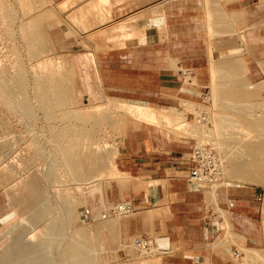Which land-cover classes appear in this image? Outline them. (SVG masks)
I'll list each match as a JSON object with an SVG mask.
<instances>
[{"label": "rangeland", "instance_id": "obj_1", "mask_svg": "<svg viewBox=\"0 0 264 264\" xmlns=\"http://www.w3.org/2000/svg\"><path fill=\"white\" fill-rule=\"evenodd\" d=\"M64 1L0 0V88H4L0 89V264H72L76 258H69L66 249L68 244L76 241L83 245L81 254L88 259V264H155L157 252L154 245L149 254L140 255L131 245L136 236L126 242L121 240L119 224L122 219L132 215L133 211L123 214L115 212L114 207L118 202L111 201L107 195L113 181L123 180L124 175L116 167V158L124 139L131 131L144 128L160 142L184 143L188 148L186 156L197 147H209L215 152L222 164V176H225L217 185L203 187L209 202L214 201L215 190L226 184L260 187L262 195L259 243L244 245L233 232L227 233L224 241L239 253L236 258L238 263L264 264V182L255 179L251 174L241 178L225 174L230 159L240 160L244 157L245 161H249V157L240 147H231L225 141L238 139L242 133L258 132L260 125L257 120L260 119L262 124L264 121V0H162V3L160 0H109L102 6L101 12L84 8L90 0H71L73 5ZM74 1L78 3L75 4ZM128 4L136 9L151 6L147 7V35H154V38L165 43L168 30H171L177 32L179 37L183 36L184 45L195 43L200 52L206 54L205 72L201 79L191 68L174 66L176 74L184 81L183 89L176 95L175 105L161 108H167L171 113L176 112L180 118L184 117L188 123L182 127L176 126L175 129L174 125H167L171 127L167 131L169 127L162 126L164 123L142 124L133 115L119 109L116 104L121 100L134 101L114 97L102 87L94 65V54L106 48L109 40L112 41L108 36L119 34V31L110 32L109 26L118 19L112 9L123 11ZM80 6L84 12H89L78 21L80 14L76 12ZM42 12L46 13V19ZM96 12L104 14V18ZM38 13L42 15L38 16ZM73 16V21L76 19L77 22L75 24L71 21ZM31 18L39 24L36 29L34 25L31 28ZM31 35L38 41L41 39L44 45L42 46L41 40V44L36 40L37 45L34 38L31 43ZM28 38L32 46L28 43ZM39 45L42 47H38ZM37 50L44 52L37 54ZM32 51L37 57H33ZM85 53L89 55L82 56ZM213 57L216 58L214 62ZM215 66L217 69L214 71ZM220 68L224 71L219 70ZM186 69L191 71L190 75L185 74ZM229 69L233 70L228 71ZM45 76H54V79L62 82L65 91L64 107L76 113V116L71 114L67 118L60 117L59 109L45 107L39 102L41 80ZM49 84L51 88H55L54 81ZM234 102L239 104L235 105ZM105 116L110 118L105 121ZM224 118H228L230 122L235 120L232 121L234 124L239 123L235 127L236 124H230L226 120L227 125H224ZM252 118H257V123ZM251 123L258 124V128ZM89 129L91 130L88 131ZM230 129L232 132L237 130L232 133ZM228 131L233 137L228 136L231 135ZM62 133L64 136H61ZM94 143L99 144L96 146ZM104 143L106 148L102 149L100 144L104 146ZM64 151L65 154H72V159L75 158L73 161L80 171L83 175L86 173L84 178H75L67 166L64 167V163L62 165ZM99 157L103 161L109 158V162H113L116 169L107 160L102 161L103 165L101 160L98 163ZM93 161L96 165L101 164L99 169L92 166ZM111 167L113 172H110ZM38 179L40 187L36 190L35 181ZM31 182L34 186L33 195L42 196V202L34 208L28 207L25 196L29 195L26 189ZM61 196H67L73 210L74 221L71 223H67L66 216L61 211ZM102 214L104 218L101 217ZM242 245L257 249L263 258L258 259L259 261H247Z\"/></svg>", "mask_w": 264, "mask_h": 264}, {"label": "crops", "instance_id": "obj_2", "mask_svg": "<svg viewBox=\"0 0 264 264\" xmlns=\"http://www.w3.org/2000/svg\"><path fill=\"white\" fill-rule=\"evenodd\" d=\"M124 7L112 9L118 19L109 27L126 25L134 18L139 27L108 36L109 46L95 52L103 89L152 108L175 105L184 81L174 66L191 68L201 79L206 54L195 43L184 45L183 36L171 30L165 43L147 35V6ZM187 149L182 142H160L145 128L128 133L116 158L123 180L113 181L107 190L111 201H126L134 208L119 224L120 238L126 242L152 235L155 264H241L224 239L229 230L244 245L259 243L261 189L226 184L215 190L214 201L209 202L204 189L188 178Z\"/></svg>", "mask_w": 264, "mask_h": 264}, {"label": "bare ground", "instance_id": "obj_3", "mask_svg": "<svg viewBox=\"0 0 264 264\" xmlns=\"http://www.w3.org/2000/svg\"><path fill=\"white\" fill-rule=\"evenodd\" d=\"M22 1V0H21ZM161 2L160 3H162V0H160ZM164 1V0H163ZM205 1V0H204ZM211 1V0H210ZM17 2H18V0H17ZM65 3H70L71 2V0H65L64 1ZM75 2V1H74ZM107 2H109V0H90V1H88L87 2V6L86 7H84V8H88V10L89 9H96V11H100L101 12V8H102V6L103 5H105V3H107ZM157 2V1H156ZM183 2V1H182ZM261 2H263V1H261ZM72 3V2H71ZM78 3V2H77ZM76 2H75V4H77ZM80 3H81V1H80ZM158 3V2H157ZM212 3H213V1H212ZM215 3V2H214ZM21 4V3H20ZM159 4V3H158ZM206 4V3H205ZM209 4V3H208ZM259 4H262V3H259ZM258 4V5H259ZM263 4H264V2H263ZM69 6H70V4H68ZM67 5V6H68ZM71 5H73V3L71 4ZM154 5H156V4H154ZM24 6H26V5H24ZM63 6V5H62ZM149 6V5H148ZM147 6V7H148ZM207 6V5H206ZM206 6H204V7H206ZM55 7V6H54ZM71 7V6H70ZM69 7V8H70ZM149 7H151V6H149ZM152 7H153V5H152ZM21 8H22V6H21ZM56 8V7H55ZM23 9V8H22ZM25 9V8H24ZM64 9V8H63ZM68 9V8H67ZM83 9V7H81L80 6V8H78V10H77V12L76 13H79L80 15V18H78V21H81L80 19H82V18H84V17H86V14L89 12V11H87V13L86 12H84V10H82ZM98 9V10H97ZM109 9V8H108ZM202 9V8H201ZM224 9V8H223ZM40 10V9H39ZM58 10H59V8H58ZM207 10V9H206ZM26 11V10H25ZM66 11V10H65ZM109 11V10H108ZM203 11V10H202ZM39 12V11H38ZM47 12V11H46ZM62 12H64V11H62ZM66 12H68V10L66 11ZM211 12V11H210ZM27 13V12H26ZM29 13V12H28ZM43 13V12H42ZM48 13V12H47ZM69 13V12H68ZM96 13H98V12H96ZM23 14V13H22ZM40 13H38L37 15L38 16H41L42 14H40ZM44 14L46 15V13L44 12L43 13V18H45L46 19V16L44 17ZM50 14L52 15V13L50 12ZM67 14V13H66ZM99 14V13H98ZM108 14V13H107ZM214 14H215V12H214ZM51 15H50V17H51ZM75 15H77V14H75ZM104 15V14H103ZM103 15H102V13H101V15L99 14V16H101V17H103ZM210 15V14H209ZM213 15V14H212ZM236 15V14H235ZM53 16V15H52ZM99 16H98V18H99ZM122 16V15H121ZM222 16V15H221ZM68 17V16H67ZM66 17V18H67ZM72 17V16H71ZM125 17V16H124ZM128 17V16H127ZM207 17V16H206ZM217 17V16H216ZM9 18V17H8ZM33 18V17H32ZM32 18H31V22H32V24H30L31 25V28H32V26L34 25L35 26V29L37 28V25H39L38 24V22L35 20L36 19V15H35V19H33L32 20ZM40 18V17H39ZM62 18H65V17H62ZM65 18V19H66ZM75 18V16H73V18H72V20L71 21H73V19ZM104 18V17H103ZM211 18V17H210ZM214 18H215V15H214ZM10 19V18H9ZM8 19V20H9ZM38 19V18H37ZM100 19V18H99ZM137 18H134V19H131V20H129V22H128V24H119V25H117V26H112L111 28H110V32L111 33H116L117 31H121V32H128L127 30H128V28L129 29H131L130 31L132 32L134 29H137L138 27H139V25L137 24V20H136ZM203 19V18H202ZM13 20V19H12ZM60 20V19H59ZM104 20V19H103ZM136 20V21H135ZM210 20V19H209ZM226 20V19H225ZM11 21V20H10ZM220 21V20H219ZM227 21V20H226ZM74 22H76V19L73 21V23ZM106 22V21H105ZM218 22V21H217ZM225 22V21H224ZM228 22V21H227ZM77 23V22H76ZM79 23V22H78ZM209 23V22H208ZM223 23V22H222ZM75 24V23H74ZM80 24V23H79ZM104 24V23H103ZM72 25V24H71ZM81 25H82V23H81ZM211 25V24H210ZM213 25V24H212ZM215 25H216V23H215ZM219 25H220V23H219ZM222 26H223V24H221ZM230 25V24H229ZM22 26V25H21ZM26 26V25H25ZM33 26V27H34ZM102 26V25H101ZM138 26V27H137ZM97 27V26H96ZM95 27V28H96ZM207 27H209L208 25H207ZM23 28V27H22ZM73 28V27H72ZM75 28V27H74ZM34 29V28H33ZM82 30H84V31H86L84 28H81ZM26 30V29H25ZM212 30V29H211ZM21 31V30H20ZM28 31V30H27ZM83 31V32H84ZM213 31V30H212ZM25 32V31H24ZM87 32V31H86ZM131 32H129L128 34H127V36L131 33ZM70 33V32H69ZM215 33V32H214ZM227 33V32H226ZM30 34H32V33H30ZM94 34V33H93ZM92 34V35H93ZM96 34H97V31H96ZM99 34V33H98ZM132 34V33H131ZM131 34H130V36H131ZM211 34V33H210ZM210 34H209V36H210ZM95 35V34H94ZM25 36H26V34H25ZM28 36V35H27ZM34 36H35V34H34ZM134 36V35H133ZM236 36V35H235ZM242 36V35H241ZM29 37V36H28ZM36 37V36H35ZM35 37H32V35H31V38L30 39H32V42L31 43H33L34 41H38V37L39 36H37L36 38H38V39H36ZM95 37V36H94ZM114 37V34H112V35H110V38H113ZM33 38H34V41H33ZM81 38V37H80ZM96 38V37H95ZM106 38V37H105ZM109 37H108V39H110ZM115 38H116V36H115ZM243 39V38H242ZM41 40V39H40ZM38 41V44L40 43L41 44V41ZM96 40V39H95ZM120 40V39H119ZM27 41H28V43L30 44V42H29V38L27 39ZM37 41H36V44H37ZM120 43V42H119ZM36 44L34 43V45L36 46ZM37 44V45H38ZM23 45V44H22ZM31 46H32V44H30ZM44 44H43V41H42V46H43ZM31 46H29L30 48H31ZM41 45H39L38 47H42ZM109 46V45H108ZM207 46H209V44L207 45ZM28 47V48H29ZM34 47V46H33ZM50 47V46H49ZM29 48V49H30ZM36 48H37V46H36ZM35 48V49H36ZM109 48V47H108ZM234 48V47H233ZM232 48V49H233ZM34 49V48H33ZM37 49H39V48H37ZM35 51V50H34ZM213 51V50H212ZM212 51H210L209 50V52H212ZM33 52V51H32ZM36 52V51H35ZM35 52H33L34 54H33V57H34V55H35ZM40 52H44V51H39L38 52V50H37V54H39ZM36 54V55H37ZM210 55H211V53H209ZM208 54V55H209ZM35 55V56H36ZM214 56V55H213ZM37 57V56H36ZM45 57V56H44ZM209 57V56H208ZM210 57H212V56H210ZM214 58L215 57H213V61L212 62H214ZM210 60H211V58H209ZM229 59V58H228ZM215 60H216V58H215ZM49 61V60H48ZM223 61V60H222ZM210 63H211V61H210ZM210 63H209V66H210ZM258 63H259V61H258ZM264 63V62H263ZM219 64V63H218ZM229 64V63H228ZM227 64V65H228ZM260 64H262L261 62H260ZM223 65V64H222ZM232 65H233V63H232ZM221 66V65H220ZM224 66V65H223ZM212 68L214 67V65H212L211 66ZM216 67V66H215ZM232 68H233V66H231ZM209 69H211L210 67H208ZM225 68V67H224ZM217 69V67L216 68H214L213 70L215 71ZM234 69H235V67H234ZM219 70H221V71H224L223 69H219ZM218 70V71H219ZM233 70V69H232ZM231 69H229L228 71H232ZM221 71H219V72H221ZM226 71V70H225ZM211 73V75H212V77L214 76V74H212V71H210ZM217 72V71H216ZM227 72V71H226ZM228 73H230V72H228ZM231 74V73H230ZM229 74V75H230ZM44 77V76H43ZM46 77V76H45ZM54 77V76H53ZM52 76L50 77V76H48V77H46V78H44L43 80H41L42 82H41V91L39 92V95H38V97L40 98V100H39V102L41 101V104H43V106H45V107H52V108H56V109H59V112H60V117H63V118H67L68 116H70L71 114H72V116H76V113H74V112H72V111H69V110H67V109H65V107H64V105H65V91H64V88H63V84H62V82L59 80V79H54ZM55 77H56V75H55ZM211 77V76H210ZM233 77V76H232ZM214 78V77H213ZM212 78V82H213V79ZM237 78V77H236ZM20 81H22V80H20ZM52 81H54V83H55V88H51L50 87V84H49V82H52ZM21 83V82H20ZM235 83V82H234ZM22 84V83H21ZM214 85H216L215 83H214ZM213 85V86H214ZM219 84H217V86H218ZM237 85H239V84H237ZM250 85V84H249ZM253 85V84H252ZM256 85V84H255ZM245 86V85H244ZM248 87V86H247ZM250 87V86H249ZM212 88V87H211ZM0 89H4V88H0ZM54 89V91H52ZM2 92H4L3 90H2ZM0 93H1V91H0ZM2 94V93H1ZM4 96V95H3ZM5 96H7L6 95V93H5ZM213 96V95H212ZM5 99H6V97H4ZM9 99V98H8ZM111 101V100H110ZM216 101H218V99L216 100ZM263 101V100H262ZM68 102V101H67ZM187 102V101H186ZM249 102V101H248ZM259 102V101H258ZM116 103V102H115ZM115 103H112L113 105L115 104ZM219 103V102H218ZM236 102H234V104H235ZM245 103V102H244ZM254 103V102H253ZM256 103V102H255ZM69 104V103H68ZM117 104V106H118V108L120 109H123L126 113H129L130 115H133L138 121H140V122H142V124L144 123V124H146V125H157V124H160V123H164V125H162V126H165L166 125V127H167V125H174L175 126V129H176V126H177V128L178 127H182V126H184V125H186V123H188V122H186L185 120H184V117H182V118H180V116H178L177 115V113L175 112H173V113H171L169 110H167V108H152V107H149L148 105H143V104H140V103H136V102H126V101H119L118 103H116ZM115 104V105H116ZM185 104V103H184ZM237 104H239V103H236L235 105H237ZM248 104V103H247ZM252 104V103H251ZM215 105V104H214ZM233 105V104H232ZM240 105H242V103H240ZM262 105V104H261ZM245 106V105H244ZM244 106H242V107H244ZM247 106V105H246ZM248 106H249V104H248ZM252 106V105H251ZM113 107V106H112ZM218 107V106H217ZM258 107V106H257ZM262 106H260V108H261ZM52 108H50V109H52ZM67 108V107H66ZM189 108V107H188ZM191 108V107H190ZM221 108V107H220ZM252 108V107H251ZM231 109H233V108H231ZM245 109H248L249 110V108H245ZM49 110V109H48ZM47 111V110H46ZM240 111V110H239ZM57 112H58V110H57ZM105 112V111H104ZM242 112V111H241ZM246 112V111H245ZM248 112V111H247ZM101 113V112H100ZM105 114H107V113H105ZM108 115V114H107ZM263 115V114H262ZM77 116H78V114H77ZM82 116V115H81ZM81 116H79V117H81ZM213 116V115H212ZM248 117H249V115H247ZM251 116V115H250ZM101 117V116H100ZM199 117H200V115H199ZM223 117H225V116H223ZM247 117V118H248ZM106 118L108 119V118H110L109 116L107 117V116H105V121H106ZM226 118V117H225ZM224 118V119H225ZM233 118V117H232ZM254 118V117H253ZM252 118V119H253ZM259 118V117H258ZM198 119V118H197ZM205 119V118H204ZM218 119H220V118H218ZM222 119V121H225V123H224V125L226 124V120L228 121V118L227 119ZM251 119V120H252ZM256 120H257V118H255ZM255 119H253L254 121H256ZM264 119V118H263ZM96 121V120H95ZM194 121H196V120H194ZM220 122H221V119L219 120ZM233 121V120H232ZM230 122V120L228 121L230 124L231 123H233V122ZM258 121V124L260 125L259 127V131L258 132H249V131H247V133L248 134H246V133H242L240 130V132L239 133H242V134H240V136H239V134H233V135H236V136H239L238 137V139H230V140H228V141H225V144H227V145H229V146H231V147H240L241 148V150L243 151V152H245L246 153V155L249 157V161H245L243 158L244 157H242L240 160L239 159H234V158H232V159H230L229 160V167H227L226 169V171H225V174H227V176H229V177H235V178H241V177H243L244 175H246V174H251V176H253L255 179H257V180H260V181H263L264 182V121H263V124L262 123H260V119L259 120H257ZM257 121H256V123H257ZM203 122V121H202ZM205 122V121H204ZM209 123V122H208ZM229 123H228V126H229ZM237 123H239V122H237ZM237 123H235L236 124V126L235 127H237ZM252 123H254L255 124V122H252ZM251 123V124H252ZM211 124V123H210ZM215 123H213V125H214ZM234 124V123H233ZM234 124V125H235ZM254 124H252V125H254ZM258 124H256V125H254V127H256L257 126V128H258ZM188 125V124H187ZM218 125L219 124H217V127H218ZM227 125V124H226ZM209 126V125H208ZM245 126V125H244ZM161 127V126H160ZM166 127H163L164 129H167ZM216 126H214V128H215ZM222 127V126H221ZM224 127V126H223ZM162 128V127H161ZM170 128L171 127H169V129L167 130V131H169L170 130ZM225 128V127H224ZM242 128V127H241ZM244 128V127H243ZM246 128V127H245ZM182 129V128H181ZM202 129V128H201ZM237 129H240V128H237ZM236 129V130H237ZM247 129V128H246ZM91 129H89L88 131H90ZM95 130V129H94ZM172 130V129H171ZM214 130H216V129H214ZM225 130H227V129H225ZM231 130V129H230ZM236 130L234 131V132H236ZM242 130H244V129H242ZM185 131V130H184ZM193 130H188V132H192ZM57 132V131H56ZM59 132V131H58ZM173 132V131H172ZM171 131H170V133H172ZM226 132V131H225ZM229 132V131H228ZM231 132H232V130H231ZM231 132H229L230 134H231ZM234 132H232V133H234ZM243 132H245V131H243ZM89 133H91V132H88V134ZM215 133V132H214ZM229 133H225V134H229ZM54 134H56V133H54ZM61 134V133H60ZM63 134V133H62ZM68 134V133H67ZM72 134V133H71ZM74 134V136H75V133H73ZM86 134V133H85ZM173 134H175V133H173ZM185 134H187V133H185ZM57 135V134H56ZM78 135V134H77ZM61 136H64V134L63 135H61ZM67 136V135H66ZM88 136V135H87ZM90 136V135H89ZM88 136V137H89ZM91 136H92V134H91ZM183 136V135H182ZM215 136H216V134H215ZM228 136H230V137H233L232 136V134L231 135H228ZM71 137H72V135H71ZM71 137H70V139H71ZM86 137V136H85ZM66 138V137H65ZM77 138V137H76ZM92 138V137H91ZM57 139H59L58 137H57ZM60 139H61V137H60ZM62 140H64V138L62 139ZM73 140H74V138H73ZM75 141V140H74ZM73 141V142H74ZM60 142H62L61 140H60ZM203 142V141H202ZM76 143V141L74 142V144ZM199 143V142H198ZM59 143L57 142V145H58ZM72 144V143H71ZM95 144V143H94ZM97 145L99 144V143H96ZM95 144V145H96ZM103 144V143H102ZM102 144H100V146H102V149L105 147V144L106 143H104V146L102 145ZM64 145V144H63ZM94 145V146H95ZM96 145V146H97ZM212 145H214V144H212ZM60 146V145H59ZM66 146V145H65ZM64 146V147H65ZM83 146V145H82ZM90 146V145H89ZM198 146H200V145H198ZM63 147V148H64ZM67 147V146H66ZM65 147V148H66ZM90 147H92V146H90ZM60 148V147H59ZM93 148H95V147H93ZM98 148V147H97ZM96 148V149H97ZM106 148V147H105ZM104 148V149H105ZM67 149V148H66ZM100 148H98L97 150H99ZM63 150V149H62ZM69 150V149H68ZM100 151V150H99ZM63 152V151H62ZM69 152V151H68ZM96 152V151H95ZM66 153H67V151H66ZM71 156H72V154L70 155V154H65V151H64V154L62 155V159L61 160H63V162L61 161V163H62V165H63V163L65 164V165H63L64 167L65 166H67V168L73 173V176H75V178L77 177H83L84 175H83V172H81L80 171V169L78 168V166H77V164L73 161L74 159H72L71 158ZM74 157H75V154L73 155ZM245 156V155H244ZM247 156H245V157H247ZM97 158H98V156H97ZM97 158H94V159H97ZM103 159V158H102ZM102 159H100V157H99V159H97V162L99 163V161H100V163H102ZM76 160H77V157H76ZM83 160H85V159H83ZM108 161V163L110 164V162H109V158H105V161ZM244 160V161H243ZM105 161H103V162H105ZM106 161V162H107ZM93 163H94V161H93ZM113 162H111V165H112V167L114 168V170L116 169L115 168V165L114 164H112ZM107 164V163H106ZM87 165V164H86ZM99 165V164H98ZM98 165H96V163H94L92 166L97 170V169H99L100 168V165L98 166ZM102 165H103V163H102ZM108 165V164H107ZM96 166H98L97 168H96ZM80 167V166H79ZM112 167L110 168L111 169V171H110V169H109V171L110 172H113L112 171ZM88 170V169H87ZM222 170H223V168H222ZM86 172V171H85ZM91 172V171H90ZM98 172V171H97ZM109 172V173H110ZM223 172V171H222ZM91 174V173H90ZM108 174V173H107ZM113 174V173H112ZM223 174V173H222ZM52 175H54V174H52ZM88 175V174H87ZM225 176V175H224ZM224 176H222V177H224ZM250 176V177H251ZM51 177V176H50ZM71 177V176H70ZM249 177V178H250ZM84 178V177H83ZM86 179L88 178L89 179V177H85ZM246 178V177H245ZM51 179V178H50ZM52 180V179H51ZM14 181V180H13ZM12 181V182H13ZM17 181V180H16ZM96 182V181H95ZM94 182V183H95ZM40 181H39V179L37 180V181H35V189L37 190V188H39L40 187ZM14 184H16L15 182H14ZM92 184V183H91ZM11 187V186H10ZM33 189H34V186L32 185V182L28 185V187H27V189H26V191H27V193L29 194V195H25L26 196V198L28 199V207H30V208H34V206H36V205H38V204H40L41 202H42V196L40 195V194H38V195H33ZM15 191V190H14ZM47 194V193H46ZM100 196V195H99ZM67 197V196H66ZM66 197H64V196H61L60 197V200H59V204H60V206H61V211H62V213H63V215H65L66 216V219H67V223H71V221H74V219L72 220V216L74 215H72V209H71V206L69 205L70 203L68 202V200H67V198ZM59 198V197H58ZM105 198V197H104ZM51 199V198H50ZM52 200V199H51ZM55 201V200H54ZM73 202V201H72ZM71 202V203H72ZM56 207V206H55ZM74 209H75V206H74ZM103 209V208H102ZM262 210H263V215H262V217H263V223H264V200H263V203H262ZM32 212V211H31ZM100 214V213H99ZM62 215V216H63ZM33 216V215H32ZM76 217V216H75ZM98 217V216H97ZM77 219V218H76ZM76 221V220H75ZM78 221V220H77ZM63 222V221H62ZM102 222V221H101ZM104 222H105V220H104ZM59 223V222H58ZM73 223V222H72ZM262 223V224H263ZM17 224H18V222H17ZM63 224V223H62ZM69 225V224H68ZM80 225V224H79ZM70 226H71V224H70ZM75 227H78V225L77 226H75ZM101 227V226H100ZM104 226H102L101 228H103ZM11 228V227H10ZM80 228V227H79ZM6 229H8V228H6ZM78 230H80V229H78ZM7 231H10L9 229L7 230ZM6 232V231H5ZM227 232V231H226ZM228 232H229V230H228ZM227 232V233H228ZM10 234V233H9ZM8 234V235H9ZM82 234V233H81ZM2 236V235H1ZM0 236V237H1ZM84 238H85V236H84ZM86 239H88L89 240V238H87V236H86ZM84 241H86L85 239H83ZM74 241V240H73ZM73 244H68V247H67V249H66V252H67V254H68V257L69 258H76V261H75V263H72V264H88V259L85 257H83L82 256V254H81V249H82V247H83V245L81 244V243H79V242H72ZM52 244V243H51ZM54 244H52V246H53ZM81 245H82V247H81ZM86 245V244H85ZM242 249L246 252V257H247V261H252L253 262V260H261L263 257H261V255L259 254V252H258V250L257 249H255V248H250V247H246V246H244V245H242ZM57 253V252H56ZM56 257V256H55ZM258 260V261H259ZM254 262H256V261H254ZM158 264V263H157Z\"/></svg>", "mask_w": 264, "mask_h": 264}, {"label": "built area", "instance_id": "obj_4", "mask_svg": "<svg viewBox=\"0 0 264 264\" xmlns=\"http://www.w3.org/2000/svg\"><path fill=\"white\" fill-rule=\"evenodd\" d=\"M185 74L190 75L189 69ZM188 178L197 187L217 185L222 179V164L209 147L193 148L188 156L185 157ZM115 212L119 214L130 213L134 210L133 206L126 201H120L114 207ZM104 218V215L101 216ZM131 245L140 255L149 254L153 248V238L149 236H138L133 238ZM231 256L237 258L239 253L236 249L230 250Z\"/></svg>", "mask_w": 264, "mask_h": 264}]
</instances>
